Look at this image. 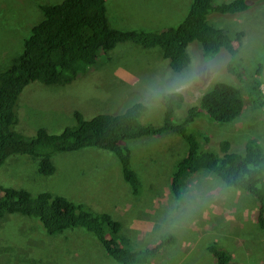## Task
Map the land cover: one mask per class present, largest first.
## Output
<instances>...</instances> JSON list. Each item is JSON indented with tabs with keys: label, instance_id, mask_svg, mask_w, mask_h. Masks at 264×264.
<instances>
[{
	"label": "rangeland",
	"instance_id": "1",
	"mask_svg": "<svg viewBox=\"0 0 264 264\" xmlns=\"http://www.w3.org/2000/svg\"><path fill=\"white\" fill-rule=\"evenodd\" d=\"M61 1L0 0V72L11 66L24 50V41L33 26L44 18L39 4ZM192 1L106 0L104 7L113 27L159 30L178 25ZM226 1L231 0H218ZM248 1L251 7L246 10L213 13L210 17L216 26L230 32L242 31L237 51L246 72L244 81L237 80L227 69L230 60L227 51L206 60L201 44L192 42L188 51L191 60L194 57L199 60L198 80L183 93L185 99L176 110L175 121L185 117L189 107L200 104L203 93L217 81L237 82L244 87L243 95L248 99L246 85L255 80L254 71L264 63V0ZM161 53L159 47L123 42L101 58L98 66L72 83H29L16 104L15 129L23 130L28 138L40 127L60 133L66 126L77 124L75 111L79 108L85 118H90L97 112L121 113L135 102L148 106L141 117L144 124L161 125L165 95L151 103L146 97L150 91L162 88L182 74L190 64L179 72L173 71ZM259 77L264 92V72ZM260 108L247 101L245 118L235 120L230 127L204 116L195 120L193 126L208 129L213 142L230 138L228 134H231L234 137L231 143L239 150L240 141L249 137L264 145V112ZM126 143L131 167L142 181L138 195L132 193L124 179L118 156L98 147L56 153L53 159L57 169L52 175L36 172L38 164L30 156L13 155L0 167V185H23L34 195L52 191L87 204L94 212H109L122 222L121 235L130 238L131 245L137 248L154 247L160 239L172 234L173 238L151 262L131 264H216L214 253L208 249L213 241L229 251L232 260L228 264L259 261L258 255L264 253L258 246L264 239L260 240L263 243L258 240L256 246L241 243L243 231L255 241L252 236L256 229L249 224L255 223L258 207L251 195L227 186L215 175L198 171L186 177L178 200L171 193L170 182L174 164L183 156L179 137L173 133L144 135ZM232 212V223H241L243 218L248 223L246 228L232 223L229 226ZM148 222L154 225L149 232ZM18 261L20 264H124L108 255L95 235L83 228H71L51 236L39 218L13 213L0 224V264H18Z\"/></svg>",
	"mask_w": 264,
	"mask_h": 264
},
{
	"label": "trees",
	"instance_id": "2",
	"mask_svg": "<svg viewBox=\"0 0 264 264\" xmlns=\"http://www.w3.org/2000/svg\"><path fill=\"white\" fill-rule=\"evenodd\" d=\"M105 4L106 0H63L54 4H39L44 18L33 26L30 36L24 41V50L15 57L11 66L0 72V167L11 156L22 154L37 162L36 172L52 175L57 169L53 159L56 153L98 147L118 156L124 179L132 193L138 195L142 181L131 167L130 148L126 141L144 135L173 133L181 141L183 156L177 159L172 170V195L180 200L186 177L198 171L217 174L227 186L243 189L252 195L258 207V228L250 236L256 241L263 239L264 145L249 137L240 141L242 149L239 150L238 146L233 147L231 142L234 137L231 134H228L230 138L213 142V135L208 133V129L193 124L194 120L204 116L214 123L230 127L235 120L243 121L245 118L242 110L247 101L258 105L264 112L263 82L259 77L264 72V63L254 71L255 80L246 85L248 99L243 95L244 87L237 82H215L203 95L200 105L190 107L179 121H175L174 116L184 102L183 93L165 95L164 119L158 126L141 121L148 106L135 102L121 113L97 112L90 118H85L79 108L75 111L77 124L66 126L60 133L40 127L34 136L28 138L23 130L15 129L18 122L16 104L29 83H72L98 66L101 58L123 42L130 41L146 48L159 47L170 68L179 72L191 61L189 45L198 41L206 60L216 58L222 50L227 51L230 55L229 71L236 75L237 80L244 81L246 72L237 51L242 31L230 32L216 26L210 17L213 13L233 14L246 10L251 7L248 0L220 3L218 0H193L187 15L178 25L159 30L113 27ZM13 213L39 218L46 233L51 236L67 229L83 228L95 235L108 255L124 264L151 262L163 245L173 238L170 234L154 247L137 248L131 245L130 238L121 235L122 222L109 212H94L87 204L52 191L34 195L23 185L2 184L0 224ZM153 227H148L147 231ZM242 233V237L254 243L246 231ZM208 249L214 253L216 264H228L232 260L229 251L216 241L209 244ZM260 255L258 262L264 264V255ZM17 263L20 264V261Z\"/></svg>",
	"mask_w": 264,
	"mask_h": 264
},
{
	"label": "clouds",
	"instance_id": "3",
	"mask_svg": "<svg viewBox=\"0 0 264 264\" xmlns=\"http://www.w3.org/2000/svg\"><path fill=\"white\" fill-rule=\"evenodd\" d=\"M199 64V60L198 58L194 57L189 66L186 68V70L174 77L169 83H167L166 85H164L162 88H157V89H154L152 91H150L149 95L146 97V101L151 103V102H154L156 101L159 97H161L162 95H179V94H182L184 93L186 90H189L193 87V85L197 82L198 80V76H197V66ZM216 68H217V71L220 70V67H219V64L216 65ZM227 69L229 70L228 68V65H227ZM232 73V72H231ZM233 74V73H232ZM217 82H220V81H217ZM216 82V83H217ZM212 87V85H211ZM209 90V89H208ZM207 90V91H208ZM206 91V92H207ZM204 92L203 95L206 93ZM202 95V97H203ZM202 97H201V100H202ZM201 103V101L199 102ZM200 105V104H198ZM196 105V106H198ZM193 107V106H191ZM190 108V107H189ZM188 108V109H189ZM247 109H246V103L244 105V109L242 110V115L243 117H245V113H247ZM201 117V116H200ZM195 121V120H194ZM234 123V122H233ZM231 123L230 126L233 124ZM234 125V124H233ZM212 135V134H211ZM212 141H213V137H212ZM210 145V144H209ZM208 173V172H207ZM209 174H212V175H215L216 177H218L219 179H221L217 174H214V173H209ZM222 180V179H221ZM223 181V180H222ZM224 182V181H223ZM234 188V187H233ZM236 190H243V189H236ZM245 191V190H244ZM246 192V191H245ZM247 193V192H246ZM248 194V193H247ZM250 195V194H248ZM252 196V195H251ZM254 199V198H252ZM234 208V207H233ZM243 210V209H242ZM233 211V209H232ZM235 213V210L233 211ZM233 212L231 214V216L233 215ZM229 224L232 223L231 221V218L229 219ZM242 222L241 223H237L236 221H234V223H232V225H236V227H240V225H242V227L246 228L247 226V222L243 220V218L241 219ZM149 223V227H151L153 224L151 222H148ZM250 226H252L253 228L257 229V217H256V222L253 223V224H249ZM229 229V227H228ZM229 238H231V236H229ZM264 239V238H263ZM263 239H259V240H263ZM241 240V239H239ZM258 241V240H257ZM244 242L246 245H250V246H256L257 244L255 245H252V244H249V242L244 238L241 243ZM235 243H233L234 245ZM261 256V255H260Z\"/></svg>",
	"mask_w": 264,
	"mask_h": 264
},
{
	"label": "crops",
	"instance_id": "4",
	"mask_svg": "<svg viewBox=\"0 0 264 264\" xmlns=\"http://www.w3.org/2000/svg\"><path fill=\"white\" fill-rule=\"evenodd\" d=\"M244 208H246V207H244ZM243 210H246V209H243ZM232 219H233V215H232V217H231V221H232ZM256 222V221H255ZM233 223H234V221H233ZM242 225H243V223H242ZM242 225H240V227H242ZM260 241V240H259ZM260 242H262V241H260ZM263 243V242H262ZM249 244H252V245H255V244H257V241L255 240L254 241V243H250L249 242ZM258 248L262 251V253H264V243L262 244V245H260L259 244V246H258ZM264 255V254H263ZM258 263V261L255 263L254 261L252 262V264H257Z\"/></svg>",
	"mask_w": 264,
	"mask_h": 264
}]
</instances>
